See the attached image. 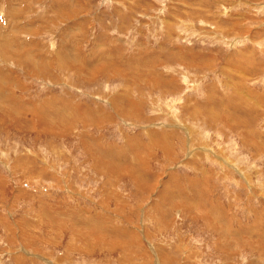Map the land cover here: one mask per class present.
I'll list each match as a JSON object with an SVG mask.
<instances>
[{
	"label": "rangeland",
	"instance_id": "rangeland-1",
	"mask_svg": "<svg viewBox=\"0 0 264 264\" xmlns=\"http://www.w3.org/2000/svg\"><path fill=\"white\" fill-rule=\"evenodd\" d=\"M0 264H264V0H0Z\"/></svg>",
	"mask_w": 264,
	"mask_h": 264
},
{
	"label": "bare ground",
	"instance_id": "bare-ground-1",
	"mask_svg": "<svg viewBox=\"0 0 264 264\" xmlns=\"http://www.w3.org/2000/svg\"><path fill=\"white\" fill-rule=\"evenodd\" d=\"M71 49V48H70Z\"/></svg>",
	"mask_w": 264,
	"mask_h": 264
}]
</instances>
